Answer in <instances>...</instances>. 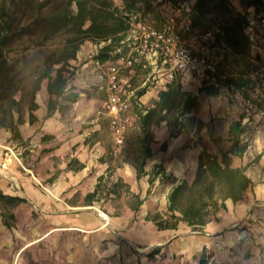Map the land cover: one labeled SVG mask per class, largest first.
Returning a JSON list of instances; mask_svg holds the SVG:
<instances>
[{
	"label": "crops",
	"instance_id": "1",
	"mask_svg": "<svg viewBox=\"0 0 264 264\" xmlns=\"http://www.w3.org/2000/svg\"><path fill=\"white\" fill-rule=\"evenodd\" d=\"M216 53L220 64L225 54ZM259 54L264 59V53ZM237 56L254 60L249 50L246 55ZM143 62H147L149 67H144ZM154 70L152 60L138 56L135 67L127 68L123 74L135 86L141 87V96L135 102L138 107L137 112L132 115V125L136 118L140 120L138 127L143 133L141 146L148 136L152 154L146 158L142 173L130 171V168H120L118 179L130 180L143 175L147 178L165 179L173 175L177 181L193 180L198 171L200 155L209 152L221 156L223 151L230 150L234 142L229 133L230 126L236 121H241L243 131L240 134V145H246V149L242 155H232V164L247 166L246 173L252 179V184L246 190L243 200L234 202L227 199L226 206L234 208L235 204H238L241 208L250 209V205L256 199H264V118L253 119L242 102L223 98L216 89L205 85L200 77L185 74L178 75L175 80L170 81L166 72L155 73ZM254 73L255 70L249 71L248 68H231L220 74L224 83L236 82L245 96L252 97L259 106L264 107V100L260 99L255 91ZM94 80L81 81L77 78L72 81L80 92L79 100L72 106V116L81 115L82 119H86L91 113L90 105L96 100L93 95L94 84L101 82ZM46 94L48 98L46 102L36 99L39 107L34 111L36 115L34 122H30L29 110L27 115H24V122L19 124L18 137L14 136L11 130L0 128V193L5 195H0V264H31V252H34L36 264L37 251L43 244L53 243L54 235L61 228L59 215L55 212L61 207L66 210L67 207L77 208L66 202L62 196L79 189L88 195L98 188V177L103 173L100 153L91 151L90 140L91 137L94 136L95 139L100 135L101 124L95 122L97 120L95 118L88 121L92 122L91 125H75L66 121L59 111L46 117L49 93L47 83H42L39 95L41 97ZM187 99H193L194 106L185 110L179 109L182 116L193 117V128H187L183 121L185 125L178 132L181 122L177 127L176 124H168L167 118L148 126L142 124L141 116L150 108L159 105V113L168 117L177 102H185ZM84 103L89 107L78 111V107ZM132 125L128 129L129 132ZM17 139L21 140L20 145L14 144ZM187 140L190 142L187 143ZM101 147L100 145L98 148ZM26 150L31 153L22 155ZM77 161L79 165L74 167ZM140 161L139 159L132 163L138 164ZM94 166L100 171L91 174ZM5 171L9 174H5ZM169 188L171 190L173 184L168 190ZM95 208L97 209V206ZM81 220L87 224L86 226H97L96 228L107 223L104 219H90L88 216L82 217ZM67 228L74 230L76 227L71 224ZM162 231L161 236L167 238L164 241H171L168 237L172 230ZM192 242L198 247L202 240L191 235L184 238L183 243L171 241L181 248ZM69 257V260L74 261L72 253Z\"/></svg>",
	"mask_w": 264,
	"mask_h": 264
},
{
	"label": "rangeland",
	"instance_id": "2",
	"mask_svg": "<svg viewBox=\"0 0 264 264\" xmlns=\"http://www.w3.org/2000/svg\"><path fill=\"white\" fill-rule=\"evenodd\" d=\"M36 1L0 0V7L3 3L9 9L14 6V3L16 5L27 2L35 4ZM115 1L121 5L123 3L122 0ZM203 2H206L205 6L198 8L197 0L181 3H174L171 0H144L140 11L145 21L158 28L164 27L169 15L176 14L178 25L188 20L199 30L212 27L223 29L224 26L233 22L236 12L240 11L246 19L249 14V8L243 5L242 0H203ZM103 45L104 42L85 40L78 52L79 58L72 62L76 71L73 80L80 78L81 81L83 79L101 81L94 84L93 95L96 100L92 105L89 104L92 107L91 113L86 119H82L81 115L72 116L71 107L67 114L63 115L66 121L75 125H91L92 122L88 121L96 118L95 122L102 126L100 135L90 139L91 151L100 153L102 164L103 173L98 177V192L92 198L83 194L80 189L62 196L66 202L77 208L67 207L68 210H66L61 207L55 212L59 215L61 228L54 235L55 243L43 244L35 254L39 264H203V257H205V264H264V199H256L250 205V209L241 208L238 204H235L234 208L222 206L216 211L209 208L210 213L207 216L209 222L201 229L195 230L184 220L177 221L176 228H164L172 230L168 237L171 241L183 243L184 238L191 235L202 240L198 247L192 242L181 248L172 244L171 241H164L166 237L161 236L163 229L155 220L163 219L172 225L176 221L168 209L169 193L172 190L170 188L168 190V187L178 182L176 177L170 175L165 179H159L147 178L143 175L130 180L118 179L120 168H130V171L139 173L138 164L132 162L141 159L143 133L138 127L140 120L136 118L130 132H126L124 144L119 146L116 143L110 129L109 116L104 113V103L108 94L105 75L108 64L95 60V56ZM211 47L214 48L215 55H217L216 52L225 54L224 59L218 64L221 74L231 68H248L249 71H256L264 66V59L253 50L250 43L248 50L251 51L254 60L250 61L245 56H237L224 40L222 32ZM36 49L38 48L33 46L32 52ZM31 73V67L24 70L21 90L16 93V97L21 99L23 117L27 115L31 100ZM43 83L46 84L47 80L45 79ZM38 98L39 101L45 102L48 99L47 94L40 97L39 92L36 95V99ZM179 103L177 102V105L170 110L167 117L168 124H176L178 127L181 122L178 132L185 123L187 128L194 126L193 117L182 116L178 107ZM88 107L84 103L78 107V111ZM137 107L138 104L134 103L132 115L137 112ZM20 142L21 140L17 139L14 144L18 145ZM98 142L101 143L98 144ZM188 142L190 140H187ZM100 145L101 149L98 148ZM30 153L26 150L22 155ZM78 165L77 161L74 167ZM98 171L100 170L94 166L91 174ZM4 173L9 174L6 171ZM188 181L192 182V180ZM115 183L118 192L109 194L108 190L113 189ZM90 205L93 207H87ZM137 206L138 208L134 209ZM177 214L180 215L179 212ZM84 216L90 219H104L107 223L99 228L88 227L81 220ZM71 224L76 227L74 230L67 228ZM71 253L74 261L69 260ZM31 254V264H35L34 252Z\"/></svg>",
	"mask_w": 264,
	"mask_h": 264
},
{
	"label": "trees",
	"instance_id": "3",
	"mask_svg": "<svg viewBox=\"0 0 264 264\" xmlns=\"http://www.w3.org/2000/svg\"><path fill=\"white\" fill-rule=\"evenodd\" d=\"M181 3L187 0H171ZM225 1V0H222ZM122 5L115 0H37L33 3H21L9 9L5 3L0 7V128L11 130L14 136L20 135L19 124L24 122L21 99L16 93L21 90L24 80L22 73L27 67L32 68L30 88V122L36 120L34 111L39 107L36 95L47 80L49 100L46 117L59 111L67 114L72 105L80 98V92L73 85L76 74L72 62L77 60L78 52L87 39L104 42L95 56V60L105 63L113 60L112 54L123 34L129 28L135 15L141 14L144 0H122ZM244 6L253 7L256 12L264 11V0H242ZM206 2L197 0L198 8ZM233 22L221 28L224 40L237 54L245 55L249 49L245 33V15L236 12ZM111 40L108 42V40ZM33 46L38 49L32 52ZM41 56H38L40 55ZM142 93V92H141ZM195 101L187 99L179 103V108L193 107ZM159 105L150 108L142 117L144 126L167 118L159 113ZM241 121L230 126V136L234 140L228 151L221 156L209 152L200 155L196 177L178 181L169 193V211L175 222L168 224L163 219H155L160 228H176L177 221L184 220L188 225L201 229L209 222L207 217L212 208L226 206V200L238 202L244 199L252 179L246 173L247 166H234L233 154L242 155L246 145H240ZM148 135V134H147ZM148 136L142 145L139 173L144 171L146 158L152 154ZM151 139H149L150 141ZM218 140V139H216ZM99 188V187H98ZM95 191L88 193L94 197ZM114 184L111 192L117 193ZM1 196L2 193H0ZM140 202V201H139ZM134 207V209H137ZM180 213V215L177 214ZM204 255V254H202ZM203 257V256H202ZM205 264V257L202 259Z\"/></svg>",
	"mask_w": 264,
	"mask_h": 264
},
{
	"label": "built area",
	"instance_id": "4",
	"mask_svg": "<svg viewBox=\"0 0 264 264\" xmlns=\"http://www.w3.org/2000/svg\"><path fill=\"white\" fill-rule=\"evenodd\" d=\"M220 33V27L199 30L188 20L178 25L176 14L169 15L162 28L151 25L141 14L134 16L112 52L115 58L106 62L108 94L104 113L109 116L110 129L119 146L124 144L126 132L133 123V104L141 96V87L135 86L123 75L127 68L135 67L138 56L152 60L154 72H166L170 81L185 74L200 77L205 85L216 89L223 98L242 102L253 119L264 118V107L259 106L252 97L245 96L236 82H223L217 57L211 47ZM245 33L253 50L264 53V11L256 12L253 7L249 8ZM143 66L149 67V64L143 62ZM254 74L255 91L264 100V66Z\"/></svg>",
	"mask_w": 264,
	"mask_h": 264
}]
</instances>
